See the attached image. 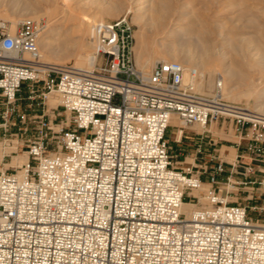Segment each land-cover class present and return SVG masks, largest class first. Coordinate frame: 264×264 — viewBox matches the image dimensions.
Returning <instances> with one entry per match:
<instances>
[{
	"label": "built area",
	"instance_id": "built-area-1",
	"mask_svg": "<svg viewBox=\"0 0 264 264\" xmlns=\"http://www.w3.org/2000/svg\"><path fill=\"white\" fill-rule=\"evenodd\" d=\"M42 28V19L13 31L0 20L3 149L8 137L12 154L23 146L10 133L26 121L23 83L26 99L52 94L51 113L60 109L32 117L26 164L2 169L0 157V264H264V113L226 103L219 74L208 94L179 62L144 75L121 22L96 26L89 69L44 63ZM172 116L175 144L185 127L231 130L233 160L206 154L213 142L202 137L177 161L165 138ZM183 203L200 207L187 216Z\"/></svg>",
	"mask_w": 264,
	"mask_h": 264
},
{
	"label": "rangeland",
	"instance_id": "rangeland-1",
	"mask_svg": "<svg viewBox=\"0 0 264 264\" xmlns=\"http://www.w3.org/2000/svg\"><path fill=\"white\" fill-rule=\"evenodd\" d=\"M0 1H16V0H0ZM37 1H48V3H46L47 8H50L51 14L52 13L53 14L44 15L42 14V12H39L40 14L36 13V14L27 15V13L25 14V11L19 9H17V11L13 13L8 2H3L2 4H0V13L15 17L20 21L26 18L34 19V20L42 19L43 28L39 38V41L41 42L39 44V49L42 55H44V51H43L44 42L50 43V45L54 48H56L57 46L58 47L63 46L65 49L71 51L78 46L81 47L84 51L87 52L89 51L88 53H93L94 55L95 47L93 44L94 41L93 35L96 32H94V34L91 35L88 32H84L81 28L76 27L75 25H77L79 21V17L85 16L86 13L97 12V15L99 14L100 19H102L100 23L113 24L116 22H121L122 25H126L130 28L131 44H129L127 48H128V52L130 53L135 63L136 61L140 60V57L146 55V53L150 52L151 49L153 48L157 50H164L169 47L176 46V44L180 41H178L173 37L176 36V34L182 35L183 41H181V43L185 42L187 44L185 46L186 47L185 49L190 51L192 57L194 56L193 57L194 60L196 58V61L201 62L202 58H205L207 56L206 59L210 60V64L212 63V65H210L212 66V71H213L212 75L209 77V75L206 72H204L203 74L204 76L202 78V90L199 93H204V94L210 93L214 87V82L219 73H221V75L225 79L224 86H226L227 90H230L232 88L234 94L241 92L244 89L243 87L245 84V80H243L242 78L230 79L229 76L226 75L227 73H225L224 70L228 66H229L228 68L236 67L237 62L241 61L242 59H244V61H250V62L251 60L252 61L260 60L261 54H264V36L259 37L260 35L257 34V32L260 30L264 32V0H37ZM51 1L52 2L56 1V2L51 3ZM163 2L164 3L166 2L168 6L165 3L166 6L165 7L163 5ZM108 6H110L115 10L111 12L112 14L110 13L111 16H109V12L107 11L111 9L110 7H109L110 9H107ZM105 8L107 13L106 11H104ZM12 13L14 14V16ZM161 17H167V22H168L167 25L162 27L159 25V23H161L160 22ZM172 22L175 24H173ZM137 24L146 25V27H144L143 30L141 31L144 36L143 37L141 35L144 41L141 39L143 42L140 44L141 45L140 56L138 55L137 57V59L139 60H136L134 56V52L132 50L135 45L134 32L138 31ZM200 24L204 26V29ZM8 25L10 27V23H8ZM96 25H99V22H97ZM258 26H260V28ZM196 29L199 30L202 34H200V32H196ZM11 30H13V28H11ZM170 32H173L171 33L172 35H169ZM195 32L197 34H195ZM126 34L127 33H125V35ZM150 36H152V38H150ZM224 41L225 42L228 41L229 44L230 43L234 44V42H237V44L239 43L240 45H242L243 48L241 46L242 49L241 48L240 49H241V55L244 58L241 59L240 56H237L238 54L230 52L232 51V49L229 48L231 44L227 46L222 45L220 47L219 44L221 45ZM65 42H67L66 43L67 45L64 44ZM90 45L93 48L90 47ZM206 47L207 49L209 48L210 50H208V52L204 54L203 50ZM219 48H223V49L219 50L218 53L217 49ZM141 49L144 50H142L141 52ZM217 53L221 54L222 56L221 55L217 56ZM200 54L203 57H199ZM42 59L43 61H45L43 57ZM171 59L172 58L170 57L167 58L168 62L173 61ZM181 59L183 58H181V54H180L176 57V61L175 60L174 61L179 62ZM191 61H193V59ZM191 63L194 62H190L188 64L189 67H193ZM61 64L73 65V62L69 58V60L58 62L56 65H61ZM137 67L139 66L137 65ZM152 67L153 66L147 67L145 70L148 71ZM254 68L241 67V70L242 72H244L245 70L247 71V72L245 71L246 73L244 72L245 75H250L251 72H253L256 75L258 73L257 77L259 79L262 76L263 78H261L259 81L261 84L258 82V89L260 86H262L263 88L264 67H261V65L257 64L256 67ZM140 70L142 71L141 68ZM259 72L261 73L260 76H259ZM208 80H210L212 85L210 89L207 88ZM26 89H27L26 83H23L20 96L16 101V104L20 109V113L25 115L26 121L24 122V124H21L16 121L14 127H12L10 131L11 134H16V133L21 134L19 135L18 144L23 146L22 148H19L17 153L12 154V152L14 151V147L16 145L15 138L11 139L10 137H8V139L13 141H9L8 147H6L5 149H3L4 148L3 145H0V157L2 154L8 155V157L3 161L4 164L2 166L3 169L8 168L9 170H15L17 169L15 168V166H20L24 161L26 156L25 153L26 151L25 145L27 144L26 141L28 139H31L33 136H35L34 133L35 131L33 129L34 125L32 124V117L34 115L39 116L43 111V112H47L50 118H53L54 114L60 112V109H57L53 111L54 114L51 113L52 111L50 109L55 108L57 105V101L54 95L52 94L47 95V98L42 101L41 99L35 98V100L31 102L30 100L26 99L27 97ZM258 92L259 91L254 92L248 98L240 97L239 98L240 100L238 99L236 101H230L227 99L224 100L226 103L231 105L254 108L256 105V95L258 94ZM56 118L57 119L53 121V125L58 124V122L62 119L58 116ZM173 124H176V126H181V123H179V121H177L176 119L175 122L173 121ZM24 126L27 128V130L25 133L22 134V129L25 128ZM193 127L195 130H191L192 129L191 127L184 128L185 130L184 139L182 141V145H180L179 147L180 149H182L183 151L182 154L184 156L193 153L196 146H198L197 144L200 143V139L204 137L206 141L211 140V142H213L212 146H208V147L206 146L208 148L205 151L206 154H213L215 151L217 152L219 151L221 153L224 152L225 155L227 154L225 158L227 162H231L233 160L235 151L234 149L230 148V146H231V142L237 141V139L234 137L231 130H229L228 132H223L219 130L218 126L215 123H211L209 126H207L205 128V132H203L204 130H202L199 127H195V126ZM54 128L56 129V127ZM20 129L21 131H19ZM172 134H173L172 129L167 131L166 138L169 139L170 141L172 140ZM169 144L170 146H172L173 151L177 150L174 144H172L171 142H169ZM201 146H205V145L202 144ZM13 156L16 157L12 158ZM183 158L184 157L180 159L178 158L177 161L182 162L184 160ZM185 161L186 163L191 162L188 158ZM193 206L194 209L200 207L197 204L195 205L193 204Z\"/></svg>",
	"mask_w": 264,
	"mask_h": 264
},
{
	"label": "bare ground",
	"instance_id": "bare-ground-1",
	"mask_svg": "<svg viewBox=\"0 0 264 264\" xmlns=\"http://www.w3.org/2000/svg\"><path fill=\"white\" fill-rule=\"evenodd\" d=\"M3 2H8L9 5H10V8L12 10V12L14 13L15 11H17V9L19 10H23L25 11V14L27 13V15L29 14H36V13H39V12H42V14H47V15H52L51 14V10L50 8H47V4L48 1H37V0H16V1H0V4H2ZM50 2V1H49ZM54 3L56 1H53ZM51 1V3H53ZM96 2V1H95ZM94 2V3H95ZM50 3V4H51ZM99 3V2H98ZM97 3V4H98ZM166 3V2H165ZM165 3L163 2V5L165 6ZM161 4V3H160ZM52 5V4H51ZM64 5V4H63ZM166 5L168 6V4L166 3ZM46 6V7H45ZM98 6V5H97ZM49 7V6H48ZM110 6L107 7V9H110L109 8ZM166 7V6H165ZM45 8V9H44ZM68 8V7H67ZM52 9V8H51ZM71 9V8H70ZM70 9H69V12H70ZM66 10V9H65ZM96 10V9H95ZM94 10V11H95ZM99 10V9H98ZM68 11V10H67ZM66 11V12H67ZM101 11V10H100ZM103 11V9H102ZM104 11H106V8L104 9ZM109 12V16H111V12L115 11L113 8H111L110 10H107ZM106 11V13H107ZM50 12V14H49ZM12 13V14H13ZM105 13V12H104ZM105 13V14H106ZM111 13V14H110ZM11 14V15H12ZM40 14V13H39ZM24 15V14H23ZM70 15V14H69ZM14 16V14H13ZM71 16V15H70ZM22 18V17H21ZM0 20L4 21V22H8L10 23V29L13 28V30L15 29V27L17 26V23L21 22L19 19H16L15 17H12V16H9V15H4V14H1L0 13ZM36 20V19H35ZM161 23H159V25L162 27V26H165L168 24L167 22V17H161L160 19ZM174 20V19H173ZM100 21H102V19H100V15L98 14L97 15V12H91V13H86L85 16L83 17H79V21L77 23V25H75L76 27H79L81 28L84 32H88L89 34L93 35L94 32H96V24L97 22L100 23ZM136 23V22H135ZM139 23V22H138ZM173 23V22H172ZM255 23V22H254ZM175 24V23H173ZM202 24V23H201ZM200 24V25H201ZM138 25V24H137ZM199 25V26H200ZM204 29V26L201 25ZM200 26V27H201ZM146 27V25H138V31H135L134 32V38H135V45L133 47V52H134V56L136 58V60H139L137 59L138 55L140 56V48H141V43L144 41L142 39V36H143V33L141 32L143 30V28ZM260 28V26H258ZM11 30V31H13ZM156 30V29H155ZM260 30V29H259ZM145 31V30H144ZM157 32V31H156ZM196 32H200L199 30L196 29ZM195 32V34H197ZM142 33V34H141ZM171 33L173 32H170L169 35H172ZM200 34H202L200 32ZM258 35H260L259 37H263L264 36V32L263 31H258L257 32ZM142 35V36H141ZM151 35V34H150ZM257 35V36H258ZM153 36V35H152ZM152 36H150V38H152ZM190 36V35H189ZM40 37V35H39ZM144 37V36H143ZM173 37V36H172ZM173 38L177 39L178 42L176 44V46H173V47H169L167 49H164V50H157V49H151L150 52H147L146 55H143L142 57H140V60L139 61H136V65H138L141 69H142V73L144 75H147L149 74L150 70L146 71L145 69L147 67H150V66H155L156 64L158 63H161V62H168L167 58H172L171 60H175L176 61V57L178 55L181 54V59L179 61L180 64L184 65L185 67H189V63L190 62H194V63H191L193 65V67L197 70L198 72V79L197 81L195 82V89L197 92H201L202 90V78H203V74L204 72H206L209 77L212 75V63L210 64V60L209 59H206L205 58H202L201 62H198L196 61V58L194 60V56L192 57V54L190 53L189 50L185 49L186 47V43H181V41H183L182 39V35H177L174 36ZM76 39V38H75ZM143 41H142V40ZM260 39V38H258ZM153 41V40H151ZM225 42V41H224ZM223 42V43H224ZM232 42V41H231ZM41 42L38 41V46ZM67 42H65L64 44H66ZM219 44V46L221 47L222 45L224 46H227V45H230L227 42H225L224 44ZM227 43V44H226ZM90 44V43H89ZM155 44V43H154ZM239 44V43H238ZM237 42H234V44L232 43L230 45L229 48L232 49V51L230 52H233L235 54H238L237 56H240V58H244L242 55H241V49L243 48L242 45H238ZM43 48H44V55H42V57L44 58V63H49V64H57L58 62H62L64 60H70L73 62V66L76 67V68H79V69H89L91 68L92 66V63L93 61L95 60V56L93 55V53H88L87 51H84L81 47H75L72 51L71 50H67L65 49L63 46H60V47H52L50 45V43L48 42H44L43 44ZM67 45V44H66ZM70 45V44H69ZM92 45V43H91ZM90 45V47H92ZM140 45V46H139ZM204 46V45H203ZM242 46V48H241ZM143 47H146V46H143ZM93 48V47H92ZM241 48V49H240ZM204 49V48H203ZM223 48H219L217 49L218 53H219V50H222ZM230 49V50H231ZM142 50L144 49H141V52ZM208 50H210L209 48L207 49V47L203 50L204 51V54L208 52ZM87 52V53H86ZM144 52V51H143ZM217 53V56L218 55H221V54H218ZM203 54V55H204ZM215 56H216V53H215ZM222 56V55H221ZM197 57V56H196ZM199 57H203L201 54ZM193 59V61H191ZM198 59V58H197ZM200 59V58H199ZM240 59V60H241ZM236 61V60H235ZM238 61V60H237ZM54 62V63H52ZM212 62V61H211ZM261 65V67H264V54H261V57H260V60H256V61H244V59H242L241 61L237 62L236 64V67L234 68H228L226 67V69L224 70L225 73H227L226 75L229 76L230 79H233V78H242L243 80H245V84H244V89L237 93V94H234L233 93V89L231 90H227L226 86H224V78L223 76L221 75V73H219V75L221 76L222 80H221V95L223 97V99H227V100H230V101H236L238 100L240 97H245V98H248L251 94H253L254 92L256 91H259L258 94L256 95V105L253 109L259 111V112H262L264 113V86L262 88V86L259 87L258 89V82L260 81L261 78H263L261 76V78L259 79L257 77V75L253 72H251L250 75H245L244 72H242L241 70V67L244 68V67H256V65ZM138 67V68H139ZM139 68V69H140ZM259 68V67H258ZM150 69V68H149ZM255 69V68H254ZM258 70V69H257ZM260 71V69H259ZM224 73V74H225ZM253 73V74H252ZM260 72H259V76H260ZM201 78V79H200ZM228 78V77H227ZM228 80V79H227ZM233 81V80H232ZM244 82V81H243ZM242 82V84H243ZM262 82V81H261ZM260 83V82H259ZM261 84V83H260ZM212 85H211V82L210 80L207 81V88H211ZM214 87H215V82H214ZM213 87V89H214ZM230 88V87H229ZM212 89V90H213ZM210 91V90H209ZM212 92V91H211ZM56 99V98H55ZM240 100V99H239ZM57 103H58V100L56 99ZM246 107V106H245ZM172 121H175V118L172 116L169 120V125L171 124ZM193 127V126H191ZM195 127H199V126H195ZM194 128V127H193ZM201 128V127H199ZM180 138V134L178 135V139ZM1 145V144H0ZM16 156H13L12 158H14ZM26 161H27V157L25 156V159L24 161L22 162V164L20 166H15V168H18V167H21L22 165L26 164ZM20 163V162H19ZM15 164V163H14ZM3 169V168H2ZM6 169V168H4ZM18 174L20 175L21 174V171L19 170ZM206 186H203V188H205ZM193 195H196L197 196V191H193L192 192ZM202 201H204L202 199ZM197 208L194 209V206L193 204H186V203H183L182 204V207H181V212L186 214L187 216H189L192 212L196 211Z\"/></svg>",
	"mask_w": 264,
	"mask_h": 264
},
{
	"label": "crops",
	"instance_id": "crops-1",
	"mask_svg": "<svg viewBox=\"0 0 264 264\" xmlns=\"http://www.w3.org/2000/svg\"><path fill=\"white\" fill-rule=\"evenodd\" d=\"M175 122V121H174ZM175 127H177L176 126V124H173V121L171 122V124H170V127L166 130V134H167V131L168 130H173V134H172V140L170 141L169 139H167L166 138V134H165V138H166V140L168 141V142H171L172 144H174L175 146H176V148H177V150L176 151H173L172 150V152H173V155H176V160L179 158H182V157H185L183 154H181V155H177V153L176 152H178L179 150H181L182 151V149H180L179 147H180V145H182V141H183V139H184V133H185V130H183V134H182V137H181V139H180V144H175L174 143V139H175ZM192 128V129H191ZM190 129L191 130H195L193 127H191ZM171 148H172V146H171ZM230 148H232V149H234V151H235V148L233 147V146H230ZM183 152V151H182ZM188 155V154H187ZM187 204V203H186Z\"/></svg>",
	"mask_w": 264,
	"mask_h": 264
}]
</instances>
